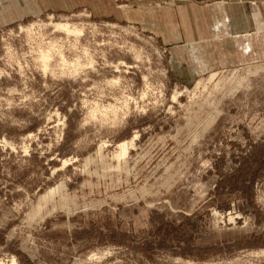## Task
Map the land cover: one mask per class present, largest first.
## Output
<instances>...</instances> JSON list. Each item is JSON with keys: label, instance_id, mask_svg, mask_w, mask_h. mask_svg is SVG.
<instances>
[{"label": "rangeland", "instance_id": "obj_1", "mask_svg": "<svg viewBox=\"0 0 264 264\" xmlns=\"http://www.w3.org/2000/svg\"><path fill=\"white\" fill-rule=\"evenodd\" d=\"M0 264H264V0H0Z\"/></svg>", "mask_w": 264, "mask_h": 264}, {"label": "bare ground", "instance_id": "obj_2", "mask_svg": "<svg viewBox=\"0 0 264 264\" xmlns=\"http://www.w3.org/2000/svg\"><path fill=\"white\" fill-rule=\"evenodd\" d=\"M121 147H122V153H124L126 151V145L123 144Z\"/></svg>", "mask_w": 264, "mask_h": 264}]
</instances>
